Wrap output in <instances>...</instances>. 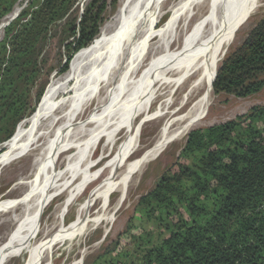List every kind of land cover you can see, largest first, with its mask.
Here are the masks:
<instances>
[{
	"label": "bare ground",
	"instance_id": "bare-ground-1",
	"mask_svg": "<svg viewBox=\"0 0 264 264\" xmlns=\"http://www.w3.org/2000/svg\"><path fill=\"white\" fill-rule=\"evenodd\" d=\"M162 1L121 2L118 13L103 28L100 37L73 59L63 76L51 81L35 114L24 121L9 144L3 146L6 150L0 155V170H6L25 158H31L32 164L29 174H24L26 177H21L15 184L6 201L0 202V264H9L16 257L18 242L31 236L40 214L49 204L62 193L72 191L84 179L79 167L85 164L87 167L88 155L98 143L104 138L111 140L113 131L123 128L129 119L140 117L142 111L134 108L145 104L144 87L153 85L161 76L167 77L163 80L162 94L160 91L157 97V100L167 97L157 114L165 125L153 147L133 159L140 150L127 143L108 168L114 167L109 180L91 195L73 227L63 235V230L54 235L58 217L49 218L52 220L50 225L39 233V241L25 264H48V258L60 242L87 222L83 214L92 212L97 205L101 206L102 199L105 204L100 208L101 214L96 221L111 223L109 215L121 210L130 190L136 186L135 178L142 176L147 166L158 160L173 144L182 143L192 130L204 126L212 106L213 82L218 67L232 38L258 8L256 5L260 0H201L199 3L197 0H177L171 19L159 32H155L150 26H153L157 10L164 4ZM208 2H212V6L205 13L204 5ZM217 4L226 7V17L211 24L215 13L220 12L214 8ZM20 11L17 6L1 22L0 37ZM188 11L195 12L194 16L203 14L198 26L189 34L188 19L182 23ZM184 36L185 47L176 49ZM164 55L168 58L158 69L148 66L150 60L154 62ZM135 93H141L136 107L132 104L133 99L124 103ZM110 99L111 108L108 104ZM113 108L117 109L115 116L109 117ZM132 121L127 127L132 125ZM110 153L111 147L107 144L102 152V161ZM50 160L56 171L62 169L63 178L52 177L48 166ZM113 183L115 185L111 186ZM39 192L43 195L34 198ZM114 193H119L120 197L110 209L106 201ZM75 202L76 198L70 199L65 206L71 207ZM47 241L49 244L44 245Z\"/></svg>",
	"mask_w": 264,
	"mask_h": 264
},
{
	"label": "trees",
	"instance_id": "trees-1",
	"mask_svg": "<svg viewBox=\"0 0 264 264\" xmlns=\"http://www.w3.org/2000/svg\"><path fill=\"white\" fill-rule=\"evenodd\" d=\"M31 0L0 41V145L32 112L29 96L55 30L72 57L99 35L106 0ZM19 0H0V23ZM79 19V22H78ZM264 89V18L221 64L215 95L245 99ZM114 248L92 264H264V106L226 124L192 132L178 161L142 196Z\"/></svg>",
	"mask_w": 264,
	"mask_h": 264
},
{
	"label": "rangeland",
	"instance_id": "rangeland-1",
	"mask_svg": "<svg viewBox=\"0 0 264 264\" xmlns=\"http://www.w3.org/2000/svg\"><path fill=\"white\" fill-rule=\"evenodd\" d=\"M30 1L31 0L27 2H22L21 0H19L16 7L19 6L20 9H22ZM90 1L91 0L80 1L79 5L77 6V15L79 18L85 12L86 6ZM106 1L108 7L104 16V23L100 28L99 35L97 36V38L100 37L103 28L107 27L114 18V16L118 13L119 8L122 4L121 2L125 0ZM176 1L177 0H164L162 1L164 2V4L160 2V4L163 5L156 12L155 20H153V26H150L151 28H154L155 32H159L163 28V26L168 23V21L171 19ZM200 1L201 0H197V3H199ZM211 6L212 2H208L207 4H205L204 12L207 13L210 10ZM256 6L258 8L252 14L253 16L251 15L246 24H244L237 31L234 36L235 38H232L231 45L226 50L225 56L222 59L218 69L226 58H228L231 54H233L244 44L251 31L264 18V0H260ZM214 8L216 9V12H220H218L217 14L215 13L211 24H216L217 22L224 19L226 17L225 14L227 13V9L223 5L217 4ZM219 8H222L223 10ZM188 12L185 14L186 16H183L182 21V23L185 24L184 21L188 19L187 25H190V27L187 34L192 32L198 26L199 19L203 16V14H201L202 16H194L195 12ZM156 21L158 23L157 25H154ZM66 30L67 25H64L62 23L55 30V36L52 37L49 44L47 45L41 57L42 74L40 75L36 86L31 90L29 96L28 109L29 111L32 109V112L25 120L19 123L11 139L14 137L18 127L24 121L29 120L35 114L43 100L47 88L51 84V81L53 79L60 78L65 74H62L61 70L67 62V58L72 54V50L68 52L67 50H64L63 47H60V41L62 38H64L63 33ZM3 37L4 30L0 37V40H2ZM184 37L182 41L178 44L176 49H183V47H185L184 41L186 40V37ZM95 40L92 42V44L95 42ZM80 52H78L72 57V60L68 66V70L71 66L73 59ZM159 58V60H155L154 62L150 60V62H148V66L158 69L160 66L163 65V63L165 62L163 60L168 58V55H164ZM159 63L161 65H159ZM165 77L166 76H161L156 79L153 85L143 88V92L145 95V104H143V107H136V102L139 100L137 98H139L141 93H135L134 96H130L131 98L129 97L124 100V103H127L130 102L131 99H133L132 104L136 107L134 109L139 111L141 110L142 116L140 115L139 118L137 116L136 119H129L128 121H126V124H124L123 128H120L118 130L116 129L115 131H113L111 140L104 138L101 142L98 143L97 147L92 151V153H90V155H88L89 157L87 159V167L86 164L85 166L82 165V167H79L81 175H84V179L79 182L72 191L59 195L56 200L50 203L48 208L40 214L37 222L38 225H36L35 231L27 240H20L18 242L19 246L18 248H16V257L12 259L9 264H25L27 262V260L30 258L32 249L36 246L39 241V233L43 231L46 226L50 225V222L52 220H48L49 218L53 216L58 217L57 223L55 225V227L57 228L53 231L54 235L59 233L60 230H63L61 233V235H63L66 231L70 230L73 227L77 218L79 217L80 210L85 204L89 203L91 195L96 191V189H98V187H100L103 183L109 180L108 178H110V176L112 175V170L114 167H111L110 169L108 168L115 161L116 157L118 156V153H120L127 146V143L132 146H136L137 149L140 150L139 155H137L133 159L142 156L153 147V144L155 143L159 134L163 131L165 125V123H163V121L157 117L159 110H161L162 108V103L167 100V97L158 98L157 100L158 95L162 94V85ZM117 79L119 80L120 77H118ZM113 81L114 78L112 77L111 82ZM64 98L67 99L68 96H64ZM114 100H116L115 97ZM111 101L112 99L108 100V104H110ZM109 106L111 108L112 104H110ZM257 106H264V89L260 93L245 99H238L232 95L225 94L215 95V93L213 92L212 106L209 109V114L204 122V126L197 127L192 130L182 143L173 144L169 149L165 151V153L158 160L147 166L144 174L142 176H139L140 179L138 177L135 178L134 181H136V186H134L130 190L128 200L125 202L121 210L117 214H112V216L109 215L111 223L107 225V223L103 224L101 221H96L97 218H99V215L101 214L100 208L105 204V201L102 199L99 203L101 204V206L97 205L96 207H94L92 212L83 214L84 216H86L85 218L87 222L84 224V226L80 227V229L76 231V233H72L71 235L67 236L66 239L64 238L62 242H60V244L56 247L54 252L48 258V264H92L98 257L103 255L107 251L112 250L115 244L119 243L122 244V246L127 245L128 240L125 241L119 239L132 221H135L137 223L140 219V215L137 213L136 209L140 198L151 192L155 188L160 178L170 168H172L173 165L177 163L179 154L185 147L189 135L199 129L214 127L234 121L239 117L249 114L250 111ZM93 108L94 107H92V109ZM116 111L117 109L113 108L111 111L112 114H110L109 117L115 116L114 114ZM130 121H132V125H130V127H127V124ZM11 139L0 145V155L5 152L6 148L4 147L9 144ZM107 144H109L111 147V153L107 158L102 161V152L107 146ZM31 164V158H25L21 161L13 163L6 170H0V202L6 201L7 195L15 189V184L20 181L21 177H26L24 174H29V171H31ZM53 165V162L50 160L48 166L50 171H52V177L55 179L63 178L62 169L58 168V170L56 171L55 168H53ZM113 185L115 184L113 183L111 186ZM20 193L23 194L24 191H21ZM42 195L43 193L39 192L38 194L34 195V198H39ZM16 197H18V195H16ZM119 197V193H114L113 195L107 198L106 202L109 204L110 209L116 205L117 199H119ZM44 198L42 197V199ZM73 198H76V202L71 207H66L65 203ZM48 244L49 241H47L44 245ZM19 249H21L20 252Z\"/></svg>",
	"mask_w": 264,
	"mask_h": 264
},
{
	"label": "water",
	"instance_id": "water-1",
	"mask_svg": "<svg viewBox=\"0 0 264 264\" xmlns=\"http://www.w3.org/2000/svg\"><path fill=\"white\" fill-rule=\"evenodd\" d=\"M26 6H27V4L24 6V8H26ZM24 8H22L21 11H22ZM21 11L17 14V16H15L13 19L10 20V22L8 23V25H9L13 20H15V19L19 16V14L21 13Z\"/></svg>",
	"mask_w": 264,
	"mask_h": 264
}]
</instances>
